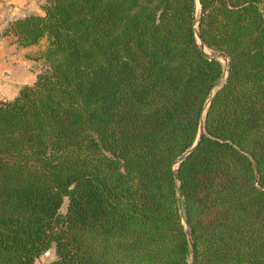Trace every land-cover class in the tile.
Instances as JSON below:
<instances>
[{
	"label": "trees",
	"instance_id": "1",
	"mask_svg": "<svg viewBox=\"0 0 264 264\" xmlns=\"http://www.w3.org/2000/svg\"><path fill=\"white\" fill-rule=\"evenodd\" d=\"M193 1L44 0L5 25L45 46L0 99V264H186L183 219L192 264H264V0H198L227 65L174 167L224 71Z\"/></svg>",
	"mask_w": 264,
	"mask_h": 264
},
{
	"label": "crops",
	"instance_id": "2",
	"mask_svg": "<svg viewBox=\"0 0 264 264\" xmlns=\"http://www.w3.org/2000/svg\"><path fill=\"white\" fill-rule=\"evenodd\" d=\"M42 3L43 0H0V31L11 19L29 14H42ZM41 42L43 41L36 45L17 47L13 38L0 32V99H11L20 85L34 81L43 66L39 55L45 43ZM35 63L36 69L28 70L27 65L32 67ZM1 71L5 72L1 75Z\"/></svg>",
	"mask_w": 264,
	"mask_h": 264
},
{
	"label": "water",
	"instance_id": "3",
	"mask_svg": "<svg viewBox=\"0 0 264 264\" xmlns=\"http://www.w3.org/2000/svg\"><path fill=\"white\" fill-rule=\"evenodd\" d=\"M194 14H193V21H192V30L198 45V48L200 49L201 53L204 54L206 57L211 58V59H218L221 61L222 65H223V73L221 74L220 79L217 81V83L211 88V90L209 91L206 100L203 104V108H202V112L200 115V119H199V124H198V132H197V136L193 142V144L183 153L181 154L179 157H177L174 161V167H177V165L183 160L185 159L191 152L192 150L197 146L199 139L201 137V135L203 134V128H204V119H205V113H206V109L208 106V103L211 99V97L213 96L215 90L220 86V84L222 83V81L225 78V69H226V65H227V58L226 56L222 53V52H218V53H212V52H207L206 49L203 46V43L198 35V31H197V10H198V0H194ZM174 178L176 180V174L174 172ZM176 190V204H177V208L179 213L182 215V202H181V195H180V191H179V187L176 186L175 187ZM183 224H184V231H185V235H186V240H187V248H188V257H187V263L186 264H192V257H193V244H192V240H191V235L190 232L188 230L187 227V222L185 219H183Z\"/></svg>",
	"mask_w": 264,
	"mask_h": 264
},
{
	"label": "rangeland",
	"instance_id": "4",
	"mask_svg": "<svg viewBox=\"0 0 264 264\" xmlns=\"http://www.w3.org/2000/svg\"><path fill=\"white\" fill-rule=\"evenodd\" d=\"M43 2H44V0H43ZM13 17V16H12ZM10 21H12V19L10 20ZM10 21H8V22H10ZM2 30H3V28L1 29V34H2ZM43 42H41V43H45V40H42ZM39 45H42V44H39ZM207 51V50H206ZM208 52V51H207ZM220 61V60H219ZM221 62V61H220ZM28 64V63H27ZM36 64L37 63H35V64H33L32 65V67H30L29 65H27V68H28V70H34V69H36ZM13 66H15V65H18L19 66V64H12ZM19 68V67H18ZM5 71H1V75L4 73ZM65 203H66V199L64 198L63 200H62V203H61V205H60V207H59V212L60 213H63L64 212V210H65ZM54 258V252H53V247L52 246H50L45 252H43V253H41L38 257H36L34 260H33V262H32V264H48L49 263V261H51L52 259Z\"/></svg>",
	"mask_w": 264,
	"mask_h": 264
}]
</instances>
